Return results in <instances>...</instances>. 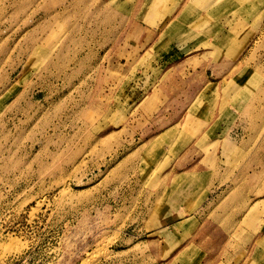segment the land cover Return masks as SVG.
<instances>
[{
  "label": "rangeland",
  "instance_id": "rangeland-1",
  "mask_svg": "<svg viewBox=\"0 0 264 264\" xmlns=\"http://www.w3.org/2000/svg\"><path fill=\"white\" fill-rule=\"evenodd\" d=\"M137 1L0 0V264H251L247 232L208 262L153 229L203 204L204 169L253 175L240 225L264 226V0H154L142 33Z\"/></svg>",
  "mask_w": 264,
  "mask_h": 264
},
{
  "label": "crops",
  "instance_id": "crops-1",
  "mask_svg": "<svg viewBox=\"0 0 264 264\" xmlns=\"http://www.w3.org/2000/svg\"><path fill=\"white\" fill-rule=\"evenodd\" d=\"M153 1L154 0H138L137 3H134L133 7H136L137 10L135 17L132 19V22L134 24L133 27L136 28L135 32H150L151 30H153V28H156L157 24L162 22L156 18L154 19L155 13L157 11L153 7ZM221 148L223 147L221 146ZM221 162L223 161L221 160ZM206 172L207 171H205V169L203 172H201L204 174L203 195H205V197L203 204L198 207L197 211H193L183 217H179L177 221H174L171 224L162 225L153 229V231L155 232H164L166 230L176 231L177 225L178 236L182 235L185 231H187L188 234L190 232L187 237L186 245L183 242L180 243L178 245L179 247L172 250L171 254L167 258H176L178 256V258H196V256L193 257L190 253H187L190 252L193 248V253H195V250H197L198 253L203 250V255L201 256L203 259H201L200 261L207 260L208 262H223L225 260L221 257L216 259L217 250H214L213 248H215L216 245H218L219 247L228 246L230 237H228L227 234H223V232L235 231V233L247 232L250 235V238L244 245L248 248L246 250L247 255L242 254L241 258H247L246 261L251 264H264V226L258 227L257 216L252 218V222L250 221V228L244 225H240L242 223L241 221L243 219V216L246 215L249 209L253 207L254 204L259 200L255 198V195L259 191V185L258 183L253 182L254 178L252 177L254 176L251 175L250 178L252 180L250 181V183L249 181H246L245 185L243 186L240 184L242 183V181L239 183L220 182V176L211 174L207 176L205 174ZM221 206H226L227 210H223L222 208H220ZM231 209H233V213H230ZM222 215L231 216L227 221L230 224L229 226L223 227L220 225V222H222ZM214 218H216L219 223L216 222ZM193 224L194 227L190 228V225L192 226ZM215 232H219L218 240H216L218 237L217 235H215ZM166 238L173 246L177 245L179 242L177 241L178 237L176 238V241L173 239V237L166 236ZM161 244H157V242H154L155 246H160ZM186 248H191L185 251L188 256H180L182 251H184ZM113 256V258H116L115 255ZM155 257L160 258L158 253H155ZM122 258L136 257L130 254V257L123 256ZM187 262L189 264H192V262H197V259H189L187 260Z\"/></svg>",
  "mask_w": 264,
  "mask_h": 264
},
{
  "label": "bare ground",
  "instance_id": "bare-ground-1",
  "mask_svg": "<svg viewBox=\"0 0 264 264\" xmlns=\"http://www.w3.org/2000/svg\"><path fill=\"white\" fill-rule=\"evenodd\" d=\"M92 254H93V253H92ZM90 256H91V255H90ZM92 257H94V256H92ZM90 258H91V257H90ZM82 262H83V261H81L80 264H81ZM83 263H85V262H83ZM87 263L89 264V262H86V264H87ZM91 264H93V262H91Z\"/></svg>",
  "mask_w": 264,
  "mask_h": 264
}]
</instances>
